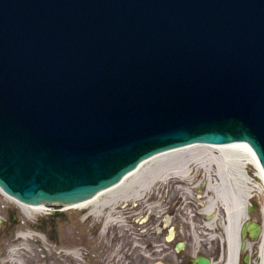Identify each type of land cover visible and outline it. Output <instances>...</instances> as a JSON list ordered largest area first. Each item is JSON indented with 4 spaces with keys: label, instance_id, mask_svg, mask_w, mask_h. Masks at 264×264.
<instances>
[{
    "label": "water",
    "instance_id": "1",
    "mask_svg": "<svg viewBox=\"0 0 264 264\" xmlns=\"http://www.w3.org/2000/svg\"><path fill=\"white\" fill-rule=\"evenodd\" d=\"M240 141L264 170V0H0L8 194L77 203L164 151Z\"/></svg>",
    "mask_w": 264,
    "mask_h": 264
},
{
    "label": "rangeland",
    "instance_id": "2",
    "mask_svg": "<svg viewBox=\"0 0 264 264\" xmlns=\"http://www.w3.org/2000/svg\"><path fill=\"white\" fill-rule=\"evenodd\" d=\"M198 149V148H197ZM193 149L186 152L184 155L180 156H170L167 158H162V161L153 163L151 168L147 167V171L142 173L138 180L140 182H146L152 180L155 173L159 171H167L171 169H176L177 167L186 168L189 166V178L183 182V186L178 187V190H183V195L187 196L185 210L186 213L180 216L178 219H174L173 223L178 229L182 230V237L186 238L190 245H198L199 248L207 255L214 257L216 264H224L227 261V240L223 230L225 224V213L221 210L222 204L219 202L215 213L219 216L218 218H213L212 213H206L204 207L207 204L208 195L205 193L206 187L203 188L199 193L202 196L197 195L196 191L201 184L207 182L209 174H215L219 169V163L216 160L210 161L207 158V155L202 153H197L199 150ZM190 156H197L196 162L204 164L205 167H200L196 169L193 163L189 164ZM213 157V156H212ZM168 158L170 160H168ZM178 160V161H177ZM215 163V164H214ZM217 166V167H216ZM250 166V165H249ZM149 168V169H148ZM206 168L209 171H206ZM222 168V167H221ZM252 175L256 176L257 170L255 167L251 169ZM223 173L227 174V180L225 179V190L227 194L233 197V192L240 195L241 192L238 191L237 183L235 181L236 170L234 167L226 165V168L222 170ZM152 176V177H151ZM261 182V180H256L255 182ZM247 184V183H246ZM262 186V185H261ZM170 188L169 186H166ZM240 189V188H239ZM171 202L175 200L174 197H179V191L172 192V189L168 190ZM131 193V192H130ZM166 193V191H165ZM182 195V196H183ZM253 197L250 199L249 204L252 203L256 206V209L249 214L251 220L257 221L259 224L263 223V208H264V192H260V186H255L253 190ZM181 198V197H180ZM121 200L120 202H122ZM185 202V201H183ZM123 205L131 207V211L134 217L136 216V222H127L123 224H115L118 228L116 231L115 227L109 226L113 229L112 234L118 233L125 235V237L132 236L134 237L133 232H130L129 229L134 228L135 226L142 227L140 228L139 236L137 238L140 243L145 244L150 242L151 238V229L153 222L151 220L152 208L150 211L145 207H140L138 204H135V199L124 201ZM131 205V206H129ZM57 206V205H55ZM89 207H72L67 208L62 211H56L57 207L52 209V214H46L41 216L38 212L34 211L31 215L27 214L17 203L10 200L6 195L0 191V218L2 219L0 223V264H60L58 259L59 249L61 242L67 245H71L73 240H76L74 230L78 226H89L99 229V233L95 234L94 243L89 242L90 246L93 248L94 252L97 253L102 247L103 243V232H106L107 228L105 226V217H97L95 214H91V208ZM248 207V204H247ZM81 211H87L88 217H91L90 223L86 224V219L84 214H79ZM67 214V218L64 219L56 218V213ZM212 215V216H211ZM48 216H50L48 218ZM7 220H11V223ZM85 224V225H84ZM128 228V229H127ZM20 231H30L35 236L29 238H21L19 236ZM36 233L41 234V237H37ZM62 237L64 238L61 241ZM39 238V239H38ZM246 239L251 243V248H246L241 251L240 255V264L243 262V257L246 253H250V260L248 264H259V246L261 243V235L256 239H252L246 235ZM129 241H131L129 239ZM16 248L15 253L17 254L16 259L12 258V250ZM112 249V248H111ZM69 254H72L68 252ZM74 257V256H73ZM147 258H150L146 255ZM75 258V257H74ZM68 264V263H67ZM95 264H102L101 258L96 259Z\"/></svg>",
    "mask_w": 264,
    "mask_h": 264
},
{
    "label": "bare ground",
    "instance_id": "3",
    "mask_svg": "<svg viewBox=\"0 0 264 264\" xmlns=\"http://www.w3.org/2000/svg\"><path fill=\"white\" fill-rule=\"evenodd\" d=\"M193 149L199 150L198 152H196V154L203 152L205 155H207V158L210 161L216 160L219 163V169L217 170V172H215L214 175L209 174V178L206 182L205 193L208 195V198L206 201L207 204L204 207V211L206 213L209 212L214 215L217 204L221 202V210H223L225 213L226 225L223 227V230L227 240L228 252L227 261L225 262V264H240L241 226L243 222L248 218L246 210L247 203L249 202L248 198L251 195L250 192L254 190L255 186H260V190H262V183L264 185V181L262 183L260 181L257 183L253 182L251 180V175H248L245 171V168L248 167L249 164L252 167H255L257 170V174H259L264 179V173L260 167L259 160L247 142H229L224 143V145H214L213 143H196L163 152L141 163L137 169L128 173L122 179V181L117 183L116 185L100 192L98 195L91 199L82 202L80 201L79 203L72 206L86 208L93 205L91 208V214H95L97 217L104 216L105 226H107L113 220H117L122 211L129 210L128 207L123 205L124 201L126 200H131L132 198H134L136 204L142 207H152V205L149 203V200L154 196L156 186L159 184H176L177 187L183 186L178 183L183 184V182H185L186 179L189 178L190 168L189 166H186L185 169L177 167L176 169L167 170L165 172L159 171L155 173V175H153L154 177L152 178V180H148L145 183L140 182L138 180V177L142 173L147 171V167L151 168L153 163L159 162V160L162 161V158H167L173 155L175 157L177 155H185L187 151ZM196 157L190 156L189 158H187V160H189V164L193 163L196 169H198L200 166L204 169V164L198 163L199 161L194 159ZM170 159L168 158V160ZM227 164L234 167V169L236 170L234 177L237 183L238 191L241 192L240 195L242 196L238 197L237 194L233 192V197L231 196L230 198L225 190V179L226 181L228 180L227 174L223 173L222 170L226 168ZM206 171H209V169L206 168ZM248 171L251 172L250 168ZM0 191L10 200L17 203L29 215H31L33 211L42 212L46 208V205L44 204L32 205L24 203L11 196L10 194L4 192L1 188ZM121 200L123 201L120 202ZM67 207H71V205H68ZM262 211L264 216V208ZM218 216L219 213L218 215L215 213L213 218L216 219L218 218ZM117 221H120L122 223L121 219H118ZM34 235L35 234L30 231L19 232V236L21 238H29ZM247 248H251L250 242H247ZM15 250L16 248H13L12 254H15ZM259 252V264H264V220ZM12 258L13 260L16 259L14 256H12Z\"/></svg>",
    "mask_w": 264,
    "mask_h": 264
},
{
    "label": "flooded vegetation",
    "instance_id": "4",
    "mask_svg": "<svg viewBox=\"0 0 264 264\" xmlns=\"http://www.w3.org/2000/svg\"><path fill=\"white\" fill-rule=\"evenodd\" d=\"M178 184L182 185V183ZM205 187L206 184H201V186L197 188V195L202 196L199 192ZM170 189H172L174 193L176 191L180 192L179 197H174L175 200L173 202H171L168 192ZM178 189L176 184H159L156 186L155 194L149 200L152 207H146L149 211L156 207L155 210L151 211L153 214V216H151L153 225L150 227L151 238L149 243L142 244L137 239L140 238V228L142 231V227L139 226L129 229L130 232L134 234L133 238L132 236L129 237L131 241L123 234L111 233L113 229H110L109 226L115 227L116 231H118V227L115 225L118 219L126 223L136 222V216L134 217L133 215L135 211H131L132 206L129 205L131 207H129L128 211H122L117 220H113L106 226L107 230L103 232L102 235V248L97 253L94 252L89 242L94 243L95 234L100 232L98 227L93 228L81 225L76 227L74 230L75 233H73L75 234L76 240H73L71 245H67L65 242H61L60 244V249L58 250L60 257L58 259L59 263L95 264L96 259L101 258L102 264H195L194 258L205 253L198 245H190L186 238L181 236L182 230L175 226V222L173 223L175 218L178 219L180 216H185L183 213H186L185 203L186 200H188L187 196L185 194L183 195V190ZM56 211L62 210L57 209ZM52 213L53 211L51 210L49 214ZM87 213V211L79 212V214H84V218H88L86 219V224H89L91 222V217H88ZM55 215L58 219L68 217L67 214H62L60 212ZM49 217L50 216H48V218ZM8 221L11 223V220H7V222ZM111 223L115 224L111 225ZM64 238L66 239L67 237H62L61 241H63ZM146 255L150 258H147ZM12 256L16 258L17 254H12ZM209 257L212 259V264H216L214 257L211 255H209Z\"/></svg>",
    "mask_w": 264,
    "mask_h": 264
}]
</instances>
